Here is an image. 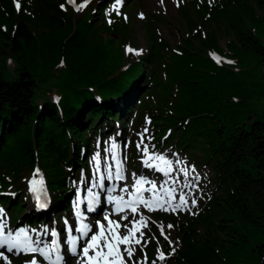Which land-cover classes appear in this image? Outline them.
Listing matches in <instances>:
<instances>
[{"label":"trees","instance_id":"16d2710c","mask_svg":"<svg viewBox=\"0 0 264 264\" xmlns=\"http://www.w3.org/2000/svg\"><path fill=\"white\" fill-rule=\"evenodd\" d=\"M53 2L44 0L49 6L40 2L45 11L36 19L16 17L9 9L7 30L16 19L15 28L12 33L0 31V174L17 179L24 167L38 160L50 187L64 188L70 185L67 175L86 160L78 154L79 147L71 153V138L76 145L83 141L89 145L100 124L119 114V105L138 82L134 77L138 64L119 71L122 54L115 38L104 41L97 28L79 22L73 31L72 22L64 24L59 11L50 7ZM183 8L179 11L191 41L185 38V44L180 39L176 49L181 51L176 53L150 34L146 57L148 66L155 61L158 66L173 56L166 85L171 92L176 88L177 98L169 102L170 96L164 98L162 92L159 105L150 110L144 99L139 102V119L145 111L152 116L156 146L186 153L213 173L209 206L180 230L182 236L193 238L184 254L187 259L178 264H264V108L248 122L234 118L236 103L250 96L264 98V0H187ZM196 22L211 26L205 37ZM220 35L228 38L225 51L237 58L240 69L217 65L204 51L205 46L224 50L218 45ZM248 54L255 59L261 81L252 92L247 79L239 78L248 68L243 63ZM9 57L14 62L11 68ZM160 81L156 78L153 87ZM237 83L240 89L235 88ZM15 201L11 207L22 211V199ZM201 222L207 225L204 235L198 236ZM232 257L240 260L233 263Z\"/></svg>","mask_w":264,"mask_h":264},{"label":"snow or ice","instance_id":"6c2138e0","mask_svg":"<svg viewBox=\"0 0 264 264\" xmlns=\"http://www.w3.org/2000/svg\"><path fill=\"white\" fill-rule=\"evenodd\" d=\"M91 0H81V3L77 4L76 0H66V4H71L74 8V11L79 12L86 8ZM122 3V0H116V4ZM163 3V0H161ZM15 7L17 11L20 10L21 5L17 2L15 3ZM61 9H65V4L60 5ZM119 15L120 13L117 12ZM141 18L143 14H140ZM127 19V17H124ZM108 23H112L111 20H108ZM15 28V26H14ZM0 30L6 31V28H0ZM125 52L134 53L135 55H142L143 49H132L130 46H125ZM217 63L220 62L219 57H213ZM227 63H232V61H227ZM58 99V98H57ZM148 123L150 121L148 118H145ZM148 129H145L147 132ZM141 135V140L137 144L138 150H140L142 155V162L146 168H153L158 172L163 173L165 177H169V180H165L160 185V191L157 192V184L155 181L148 180L145 177L137 176L133 173L134 182L131 185L133 189L132 192H128V185H125L121 191L128 192L129 199L125 201L123 196H110L109 201H115V207L113 209L114 213L118 216L117 220H113L110 216L105 213L103 220L101 222L99 220L96 221L95 226H90L88 224H82L80 227L75 228V232L79 233L80 236L77 237L73 235V228L68 225V221H65V225L67 226L68 232V243L71 245L70 250L73 254L79 257L77 264H157L156 260L151 262L148 261L146 255H142L141 259H134L139 251L141 254L144 253V248L148 244V240L144 239L145 232L141 231L136 227L137 224L141 225L143 228L148 227V219L145 215L139 211V206H143L149 212L155 211L157 209L163 210L165 212H173L184 211L187 210L190 214L195 215V212H192V208H194L197 204L196 199H191L189 201L188 194L185 193V189L188 188H198L200 174L196 173V169L194 165H185V162L181 161L177 158L174 162L166 159L163 154H155L150 153L149 145L144 143L143 134ZM174 156L177 154L173 153ZM115 159V157H113ZM163 161L166 165L165 168L159 167V165L152 163V161ZM174 164L176 167H174ZM178 172L183 175L184 180L180 181L176 176H173V172ZM193 174L191 179H189V174ZM108 179H113L111 171L109 170ZM125 177L120 171L119 167H117L115 179L123 180ZM104 176L100 177L99 187L101 189L104 188L103 180ZM196 181V183H193ZM171 182V183H170ZM149 184L150 188H141L139 186ZM166 184H170V186L165 187ZM179 184V197L178 202L177 199V187L175 185ZM114 189L109 188L108 191H113ZM148 191L152 193L151 198H146L143 196V192ZM14 195V194H13ZM134 197V199L132 198ZM123 205V207L121 206ZM155 205V207H153ZM125 209H128L131 213H133L132 219H129L128 215H120V213L124 212ZM89 212L95 211L94 207H92L91 203L87 209ZM3 212L4 210L0 208V259H2L5 264H11L8 260L7 253H20L30 252V253H39L45 259L49 261V264H60V256L57 254L53 259L52 253L58 252L57 241L52 240V247L49 248L48 244L44 241H41L37 238L36 241H31V238L27 236V233L24 230H19L15 235L11 231L5 234L4 224H3ZM77 216L80 215L79 212L76 213ZM138 217V218H137ZM120 221H127V223L121 224ZM153 223H156L153 221ZM131 225V226H130ZM160 231V235L168 242L171 247L174 243H178V241H173L169 238V235L165 232L164 226L162 224L157 225ZM174 225L168 224L167 228L171 229ZM124 229L122 233L120 230ZM139 232V236L136 233ZM53 236L56 235L55 231L51 233ZM24 236L23 243L21 242V236ZM155 239V236L151 237ZM78 239H82V244L77 250V241ZM143 240V244L141 241ZM123 246V248H121ZM136 246H139L137 248ZM176 251L175 247H171V252L168 255H171ZM157 260H165V254L160 250L159 244L157 246ZM25 264H39L36 256L33 255L32 259L29 261H25Z\"/></svg>","mask_w":264,"mask_h":264},{"label":"rangeland","instance_id":"374dc122","mask_svg":"<svg viewBox=\"0 0 264 264\" xmlns=\"http://www.w3.org/2000/svg\"><path fill=\"white\" fill-rule=\"evenodd\" d=\"M127 1L129 3L132 0H127ZM140 1H141V3L138 2L139 5H137V8H136L137 2H134V3H132L129 6V10H131V11H134L135 9L136 10L140 9L138 16L134 17V19H133L134 21H132V23L130 25V30H129V34H128L129 36L131 34H133V39H135L136 42H137L138 50L139 49H144V46L148 47L147 41L145 40V36L143 35V29L144 28L141 26V24L143 23L145 25L146 24V19L147 18L148 19L152 18L153 14L156 17L155 19H153L156 33L159 36H161L163 39H166L169 42L170 47L172 49H174V45L179 42V39H183L185 44H188V42L184 40L185 38H187V39L189 38V40L191 41L190 36L187 34V31H186L187 30V28H186L187 26H186V23H185L184 18L182 16V13L177 9V7L179 5L178 2L180 0H163V3H161V0H140ZM29 8H30V3L28 2V4L25 6V9H29ZM140 14H143L142 18H141ZM145 14L147 15V17L144 18ZM14 15H16V14L14 13ZM149 15H150V17H149ZM17 16H18V14L16 15V17ZM134 16H135V12H134ZM41 22H44V21H41ZM210 24L213 25L212 23H210ZM197 26H199V23H197ZM209 28H211V26L208 27V25H205L203 27V29H205L206 31L207 30L209 31L210 30ZM35 29L37 31L39 29V27H38V29L37 28H35ZM117 29H118V31H122L123 32V27H118ZM103 36L105 38L110 37V36H106V35H103ZM112 36H116V35H112ZM227 40H228V38L223 37L222 35L217 37V41H218V44L220 46H224V43H226ZM195 41H196V44L198 46L199 40L197 39ZM125 44L127 46H130L132 49H134L133 46H131L129 43H127V40H126ZM231 58L234 59V56H231ZM254 61H255L254 57L252 55H250V54H248L247 56H245V55L243 56V63L248 68H247L244 76L243 77H239V78H241L242 81L247 79V80H245L246 81L245 84H246V87H248V89H250V92H252V90L258 89L260 87V85H261V81H260V79H258V77H259L258 70L259 69L257 67H255V62ZM129 62H130V59H128L126 61V63H129ZM13 66H14V62L10 63V66H8V67L11 68ZM55 67H57V66H55ZM232 68L234 70H238V69L241 68L239 63H238V61L236 62L235 65L232 66ZM148 73H150V72H148ZM53 79H54V77H53ZM53 79H52V81H53ZM239 84L240 83H237L236 85H234V86H236L235 88L240 89L242 87V85H239ZM54 91L55 90H53V92ZM168 93H169V90L166 89L164 91V94L168 95ZM168 101H172V100L168 99ZM235 105L238 106V111L236 112V115L234 117L235 121H238L239 123L248 122L253 117H256L257 115H260L262 113L263 108H264V98H262L261 96L260 97L250 96V97H247L245 102H242V103L238 102ZM134 115H135V112L133 111V113L130 115V118H129L130 121L133 119ZM146 117H147V113H144V115L142 116V119L139 122H137L132 128H130V131H129L130 133L127 135L128 143H132L133 145H137L138 142H140V140H141V138H140L141 135L140 134H143L145 137L148 136V138H146V140H150L149 131L145 132V129H147V121L145 119ZM146 140L144 139V143L149 144ZM149 150H150V153L158 154L155 150H153L151 148H149ZM96 154H93L91 156V160H92V158L93 159L95 158ZM187 157L188 156H184V159H180V160L185 162V165H194L195 169H196V173H199L200 177L202 178L203 172H201V170H200V168L198 166L199 165L198 162L196 160H194L196 162L195 163L192 160L187 159ZM173 158L174 159H169V158H166V159L174 162L177 159V157H173ZM138 162H139V159H138ZM152 163L159 165V167H161V168H165L166 167V165L164 164L163 161H155L154 160V161H152ZM142 166L147 170L146 173L140 174L137 171L128 170V179H127V181L124 184H122L121 188L115 193L116 196H123L124 198H129L128 192H132L133 191V189L131 188V185L134 182L133 173H135L137 176H141L142 175L143 177H145L148 180L155 181L156 184H157V191H160V185L165 180H169V177H165L163 175V173L156 172L155 169H153V168H146L144 165H142ZM174 167H176L175 164H174ZM172 175L176 176L178 178V180H180V181L184 180L183 175L178 173V172L174 171L172 173ZM192 175L193 174L190 171L189 179H191ZM199 182H200V180H199ZM199 182H198V184H199ZM193 183H196V181H193ZM125 185L129 186L128 192L121 191V189L124 188ZM147 186H148V188L151 187V185H149V184H147ZM168 186H170V184H166L165 185V187H168ZM175 186L177 187V194H176L177 195V199H176V202H178L179 188H178V185H175ZM184 191H185L186 194H188L189 201L191 199H196L197 200L196 206L194 208H192V212L196 213L195 215L190 214L187 210H184V212L188 213L193 218L199 217L200 213H201V204H202L203 201L199 200V190H198V188H191V190H189L188 192L186 190H184ZM151 196H152V193L146 191L145 197L146 198H151ZM139 211L142 212L145 215V217L148 219V227L147 228H143L139 224H137L136 227L139 228L141 231H144L146 236H149V237L155 236V238H160L159 234H158V229L159 228H158L157 225L158 224H162L164 226L165 232L169 235V238H171V240H173V241H178V243H179V249H181V252L176 251L177 254L176 253H172L171 255H168L171 251L167 250V252L164 253V254H165V256L168 259L166 261H164V262H162V260L161 261H157V264H159L160 262H162L161 264H168V261H169L170 257H172V256L176 257V258L173 259L171 264H178L180 261H182V259L184 258V254L189 252L190 249H191L192 245L190 244L189 240L191 238H193V237L187 238L186 236H182V234L179 231V227H177V229L175 231V235H174V232H173L172 228L171 229L167 228V225L171 224L170 221L169 220H165L162 217H158V216L155 215L157 213H167L168 214L171 211L165 212L163 210L157 209L155 211L149 212L143 206L139 207ZM24 213H25V210L23 211V213H21V215H23ZM120 215H128L129 219H132L134 214L131 213L128 210H125L124 212L120 213ZM116 219H118V216H116ZM212 219L216 220L217 217L214 216V217H212ZM5 220L6 219L3 217V221H5ZM153 221H155L156 223H153ZM120 222L122 224L127 223V221H120ZM193 225L194 224L191 225V230L193 229V227H195ZM206 225H207L206 222H201L200 224H197L198 227L196 228V234L198 236L204 235V228L203 227H206ZM210 227L213 229L212 226H210ZM24 228H25L24 226H20V227H18L17 231H19V230H24L25 231ZM120 231L123 233L124 229L121 228ZM215 233L217 235H221V232H219V231H216ZM38 234L39 233H37L35 235V237L33 239H31V241L34 242V240L38 236ZM136 235L139 236V232H137ZM198 236H196V237H198ZM144 239H145V237H144ZM214 242H215V240H214ZM258 242H261V241L259 240ZM141 243L143 244V240L141 241ZM178 243H174L173 246H177ZM158 244H159V248L162 251H165L164 241L158 240L155 245L158 246ZM215 249L218 250L219 253L221 252L219 247L216 246V245H215ZM156 253H157V249L152 252V260H148L149 262L154 260V256H155ZM5 254L8 256V260H10V258H17V259L18 258H23V259H28L27 261L31 260L32 256L35 255V254L40 255L39 253H30V252H23V251H21L20 253L13 252L12 254H9V253L6 252ZM141 256L138 259H140ZM232 258H233V263L235 261H237V260H240V258H238V257H236V258L232 257ZM78 259H79V257H76V259L71 260V262L68 263V264H77ZM44 260L45 259L42 257V261H44ZM2 263H5V262L2 259H0V264H2ZM23 264H25V261L23 262ZM46 264H48V262Z\"/></svg>","mask_w":264,"mask_h":264}]
</instances>
